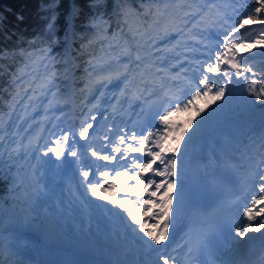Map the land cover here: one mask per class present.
Listing matches in <instances>:
<instances>
[{"label": "snow or ice", "instance_id": "snow-or-ice-1", "mask_svg": "<svg viewBox=\"0 0 264 264\" xmlns=\"http://www.w3.org/2000/svg\"><path fill=\"white\" fill-rule=\"evenodd\" d=\"M257 2L259 6L250 10V14L230 28H223L215 37L204 35L207 32L202 28L205 17L217 15L223 27L227 24V9L232 5L218 6L214 0L205 4L198 0H111V4L108 0H84L83 3L69 0L67 11L63 12V24L58 23L62 15L61 0H48L41 6L46 13L42 33L31 39L15 32L5 33L6 41L11 40L12 35H17V40L14 48H0V77H7V85L0 88V180L10 181L14 199L28 206L35 205L44 190V167L59 169L71 160L93 196L106 191L104 186L107 185L108 188L119 186L127 197H102L112 205L124 208L126 203L132 202L131 197L137 198L139 207L128 208L126 213L138 226L132 231L142 233L143 237L137 240L138 246L131 250V258L125 264H193L206 240L203 233L196 245L190 233L176 240L171 230L173 189L180 176V156L187 155L186 149L203 130L204 122L215 108L197 111L200 119L191 131L186 130L183 147L166 146L169 133L174 131L170 117L189 106L194 107L197 98L208 96L210 92H213L212 101H223L234 81L256 76V69L248 63L250 56L245 54H251L256 44L264 48V39L256 40L250 48L245 39L238 40L236 34L249 22L264 25V19L260 18V14H264V0ZM17 19L22 21L23 17ZM261 36L264 37V31ZM213 38L217 40L216 51L210 53L205 40ZM24 43L27 47L20 46ZM96 45H99L98 52ZM186 53H197L205 59H190ZM85 56L87 59H83ZM14 63L19 66L16 71H10ZM173 68L178 70L173 73ZM189 72H199L200 77L190 80ZM184 81L188 86L195 85L187 99L182 98L186 91L181 84ZM81 82L83 87H77ZM258 83L251 79L247 92L254 97V102L264 105V86L257 88ZM4 93L8 99H4ZM73 98L79 100L76 106L82 114L85 108L89 113L97 109L102 99L110 102L113 112L139 102L141 113L157 110V124L146 133L119 129L109 153L91 146L84 150L77 147L76 137L87 140L95 126L96 115L85 116L75 134L63 130L59 137L46 142L43 149L38 139L35 146L32 140L17 139L21 125L29 122L24 128L27 132L31 122L36 120L34 113L42 112V120H52L58 110L60 115L55 119L59 120L65 114L63 106ZM113 130L112 126L107 129L109 133ZM103 139L110 141L108 135ZM87 155L106 162L103 170L100 167L94 170L91 161L86 163ZM120 161L130 163L118 169L115 164ZM108 165L113 167L108 169ZM228 166L242 172L249 187L258 188V198H251L250 206L243 212L248 222L233 229L235 237L245 241L249 233L264 231V130L259 137H251L250 142L243 145L240 162ZM94 176L96 183L92 182ZM129 180L134 183L125 187ZM141 210L144 216L158 221L151 229L147 222L142 224L138 219ZM0 264H9L3 252H0ZM257 264H264V244Z\"/></svg>", "mask_w": 264, "mask_h": 264}, {"label": "rangeland", "instance_id": "rangeland-1", "mask_svg": "<svg viewBox=\"0 0 264 264\" xmlns=\"http://www.w3.org/2000/svg\"><path fill=\"white\" fill-rule=\"evenodd\" d=\"M203 3H208L210 2L209 0H202ZM199 2V0H198ZM227 18V24H223L222 25V21L219 22V18L217 15L214 14H209L208 16L205 17V22L202 25V28H206L207 31H210L209 33L214 35L213 37H215L217 34L222 33L223 28H230V22H231V18L230 17H226ZM197 33L200 32L199 29H195ZM264 31V25H260L259 23L257 24H251V22H249L248 25L245 26V29H241L240 33L236 34V38L239 39H245V42L247 43L248 47L252 48L253 43L256 40H261L264 39V37L261 36V32ZM207 33V32H206ZM204 33V34H206ZM221 39H222V35H221ZM205 42H207V44L211 47V49H209L210 53H215L216 51V47L215 45L217 44V40L215 38L210 39V40H206ZM245 55H249L250 59L248 60V63H250L251 65H254L255 62H253L254 56H264V48L261 47L260 44H256L254 48H252V53L251 54H245ZM240 81H238L239 83ZM77 87H83L81 84H78ZM229 94L232 95V91H229ZM213 93H209L208 96H202L199 100H197L194 103V107L190 110V119L188 120V123L186 125L187 128L192 130V126L196 123L197 120L200 119L199 116H197V111L199 109H203V106L205 104V102L210 101L211 97H212ZM59 113V111L57 110L55 112V114L53 115V113H50V115H53V119L52 120H42L41 119V115L42 112L39 114H35L36 115V120L31 122V127L28 128V131L25 132L24 128L28 127V121H26L24 124V126L21 128V132H19V136L17 137V139H19L20 137H23L24 141L27 140H32L33 146L36 145L37 143V139L39 141V145L40 148L43 149L45 143H43L44 138L46 136H51L52 134L56 133V136L59 137L63 130H65L64 128H61L59 131L58 129L54 130H50L49 127L50 125L53 123L55 116ZM202 115V113H201ZM250 115H253L249 121L246 122H241L238 124H231V125H227V124H221V125H216L213 126L211 128H204L203 130H213V136H223L228 138L229 140H238L241 137H244L247 133H250L249 138L251 137H259V135L261 134V131L264 130V121L260 122L262 115H264V109L262 111V113H251ZM65 116V114H64ZM63 121V119L61 120V122ZM70 122V121H69ZM77 123V120L70 123V125ZM71 125V126H72ZM202 130V131H203ZM58 131V132H57ZM199 131V130H198ZM200 132V131H199ZM245 137V138H247ZM47 141L49 140L46 139ZM46 157H42V159H45ZM65 166V165H64ZM46 168V167H45ZM60 169V176H62V172H61V168ZM69 176V175H68ZM65 178H67L68 182H69V178L67 177V175L65 174L64 176ZM48 176H46V173H43V184L45 182H47L48 180ZM70 184V182H69ZM68 184H66L67 186ZM62 189V191H64L66 188H64L63 186H60V189L58 190V195L56 197H53V200L51 202V204H54V208L55 210H58V205H61L62 201H70V203L66 204L65 206L70 209L73 208L74 205H76V207L80 206L81 207L75 211H73L71 213L72 216H77V215H81L82 216H77L79 221H82V225L86 228L87 226H90L92 224L98 223H104L105 221L103 220V216L105 212H102L100 209H98L99 205L93 201H85L82 202L80 200V204H78L77 201V189L75 186H72L68 189L71 190L73 189V197L71 195H67V196H60L61 193L59 192ZM64 189V190H63ZM67 190V189H66ZM258 198V196H257ZM100 202L102 203V200H100ZM0 217L6 218L8 220L20 223L24 226H28V227H33L36 228L38 230H41L43 232H45L47 235L51 236V237H64L66 239H70L72 241H76V239H74L73 237H71V235H61L56 233L55 231H52L46 227L40 226L38 225L36 222H34L30 216H28L27 214L22 213L21 211H19L18 209H8L5 208L4 206L0 205ZM84 217V218H83ZM116 217V216H115ZM257 219H260V217H257ZM118 221V219H117ZM253 226H255V221L252 222ZM110 228V232L108 233H115L117 230V223H115L114 225H109L108 226ZM257 235V234H264V231H262L261 233H249L248 235ZM117 236V235H115ZM118 240H120V236L117 237ZM129 241L132 242V238L129 237ZM100 244L102 245H106V241L105 239H102V241L100 242ZM87 246L91 247L90 243H86ZM105 251H109L112 254H114L116 257L121 258L122 255H124L125 253H127L129 250H119L115 243L108 245L107 249Z\"/></svg>", "mask_w": 264, "mask_h": 264}, {"label": "trees", "instance_id": "trees-1", "mask_svg": "<svg viewBox=\"0 0 264 264\" xmlns=\"http://www.w3.org/2000/svg\"><path fill=\"white\" fill-rule=\"evenodd\" d=\"M69 0H61L62 15L58 23L63 24V12L67 11L66 5ZM83 3L84 0H78ZM111 4V0H108ZM138 2V0H137ZM219 6L224 4H231L232 7L227 9V14L234 18V24L238 23L241 18L250 14V10L254 7H258L257 0H217ZM48 3V0H0V48H14L16 47L15 41L17 35H12L11 40H5V33L11 35L13 32L26 39H31L37 36L38 33L43 32L46 20L43 17L46 13L42 10V5ZM235 9V11H233ZM18 16H22L23 20L17 19ZM260 18L264 19V14H260ZM22 47H27V44H21ZM39 46V45H36ZM96 51H99V45L95 46ZM20 58H17L19 61ZM87 59V56L83 57ZM19 65L14 63L10 67V71H16ZM257 73V72H256ZM251 79H256L259 83L256 85L257 88L264 86V74L257 73L256 76H249L248 80H243L241 96L237 98L234 105L225 115V119L241 120L249 118L250 114L262 113L264 105L254 102V97L250 96L247 92V87L251 82ZM7 85V77H0V88ZM4 99H8L7 93L3 94ZM6 111V109H5ZM45 199L42 196L36 198L35 205L28 206L22 203L18 199H14V194L11 190L10 181L0 180V203L7 207L18 208L23 212L30 215H36V219L44 224L47 223L45 214H41L40 208ZM50 226L55 229H60L59 220L51 219ZM67 224V221L65 222ZM73 225H70L64 231L68 232L72 229Z\"/></svg>", "mask_w": 264, "mask_h": 264}, {"label": "bare ground", "instance_id": "bare-ground-1", "mask_svg": "<svg viewBox=\"0 0 264 264\" xmlns=\"http://www.w3.org/2000/svg\"><path fill=\"white\" fill-rule=\"evenodd\" d=\"M195 56H198V54L196 53L195 54ZM108 103L109 102H104V105L102 106V107H106V105H108ZM170 121H171V124L173 125V127L175 128L177 125H178V123H179V115L178 114H173L171 117H170ZM181 121V120H180ZM137 133H142V132H144V133H146V129H143V128H135L134 129ZM250 135V133H247L244 137H247V136H249ZM174 136L172 135V132L171 133H169V135H168V139H167V141H166V143L168 144V147H171V148H176L177 147V144L176 143H174L173 141H174ZM248 140V142H250V138L249 137H247V138H243L240 142H238L239 140H237L235 143L234 142H232L233 143V146H234V148L237 150V149H239V151H243V145L241 144L242 142H243V140ZM196 139H194L193 141H192V143H194V141H195ZM198 142L200 143V144H202V145H207V146H209V150H210V152L211 151H213V150H215V149H217L218 148V150L219 149H223V150H227L228 149V146H230L231 145V141L228 143V142H226L224 145H222L223 144V140H221V139H218V141L220 140V144H221V146L219 145L218 147H216L215 145H213V144H210L208 141H207V139H206V137H204V136H201L200 138H198ZM245 140V141H246ZM105 143L107 144V142L105 141ZM183 145H184V143L181 145V147H183ZM191 145V144H190ZM84 147V146H83ZM138 153H135V155H137ZM140 155V154H139ZM89 161H91V160H89V158H87L86 160H85V162L87 163V162H89ZM92 162V161H91ZM124 225H125V222H124ZM26 230H27V233L29 234V235H33V236H35V237H43V236H47V234L45 233V232H43V231H41V230H38V229H35V228H32V227H29V228H26ZM255 237H252V236H249L248 238H247V242L248 243H254L255 242ZM6 243V245H7V250H8V252L11 254V255H15V256H19V257H21V258H23V260L28 264H37V262L35 261V259L33 258V255H32V253H33V250H32V245L29 243V242H27V241H23V242H21V243H17V242H11V243H9L8 242V240H4ZM56 245H59V246H65V247H72V248H76V249H82V250H88L89 249V247L85 244V243H83V242H80V241H71L70 239H66V238H63V239H58L57 241H55L54 242ZM238 250H240L241 251V249L242 248H240V247H238L237 248Z\"/></svg>", "mask_w": 264, "mask_h": 264}]
</instances>
